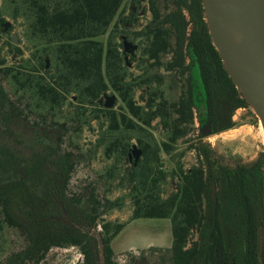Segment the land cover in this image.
I'll return each instance as SVG.
<instances>
[{"label": "trees", "instance_id": "trees-1", "mask_svg": "<svg viewBox=\"0 0 264 264\" xmlns=\"http://www.w3.org/2000/svg\"><path fill=\"white\" fill-rule=\"evenodd\" d=\"M148 3L151 21L131 33L140 41L144 66L133 77L118 41L126 33L116 21L125 0H11L14 19L25 20L31 49L24 58L15 47L20 61L10 65L0 47V240L7 244L5 236L15 234L21 241L7 264H41L53 249L70 247L84 256L78 264H100L93 234L102 236L106 264H116L112 242L126 223L104 217L127 200L130 221L172 223L173 246L143 250L141 264L147 254L158 257L157 264H262L264 154L251 164L227 166L200 133L204 123L212 126L211 135L233 129L234 112L249 106L213 46L202 0ZM161 70L180 80L178 101L166 98ZM140 89L141 103L135 97ZM109 91L119 95V111L100 106ZM94 121L100 130L96 148L115 162L99 175L104 189L90 182L72 192L82 153L66 139L86 127L94 130ZM155 122L165 141H157ZM197 130L201 140L188 148L198 164L186 169V152L177 155V146ZM132 139L143 157L123 171ZM117 180L126 193L111 200ZM174 181L175 190L166 195L165 186ZM0 251L6 248L0 245Z\"/></svg>", "mask_w": 264, "mask_h": 264}, {"label": "rangeland", "instance_id": "rangeland-1", "mask_svg": "<svg viewBox=\"0 0 264 264\" xmlns=\"http://www.w3.org/2000/svg\"><path fill=\"white\" fill-rule=\"evenodd\" d=\"M15 7V4H11V0H0V18L4 23L10 22L12 25L7 33H0V47L3 48V53L8 56V63L10 65L20 61V56H16L15 54V47H19L24 51V58H29L31 49L30 44L24 36L26 29L25 20L21 18V15H18V19H14L13 14ZM124 8L125 13L120 14L116 18V21H120V30L128 32V34H119L118 41L122 42V37H127L130 42L139 47L136 51V58L134 60L128 59L130 65V67H128L129 73L133 77H137L142 74L144 68L141 64L143 59L142 49L140 47V41L133 39L134 37L131 39L128 36L132 35H129V33L138 32L143 29L151 21L152 15L149 11L148 0H125ZM132 8L135 9L137 13L145 12V15L139 17L137 20L138 23L130 26L128 31H126L124 25L126 21L129 20V15L133 10ZM13 34L17 35L18 44H14L12 39ZM171 56L172 55H167V59H170ZM51 63L52 59L49 58L50 66ZM159 72L165 79L163 90L166 98L170 103L178 101L181 96L180 80L175 78L174 74L167 73L163 70ZM108 93L109 95L117 96V104L114 109L119 111L122 105L119 95L113 91H109ZM142 96H145V93L140 89L136 92L135 96L139 103L143 101L141 99ZM73 102L76 103V100H73ZM232 121L236 124L233 129L217 135L210 134V136L202 140L203 143L211 147L214 156L224 165L235 167L240 163H254L264 154V134L259 120L250 109L241 108L234 112ZM157 123L158 122L154 123L155 137L158 142L165 141V133ZM98 126L99 124L94 121L92 122L94 130L86 127L81 133L70 135V139H66V145H68L70 141L73 144H78L82 153L80 164L77 165L76 171L72 176L70 186L72 192L79 191V189L86 187L90 182H97L99 189L105 188V184L103 180L99 179V175L105 173V171L114 164L115 159H107L104 156L103 148H96L100 137ZM200 140L199 131L197 130L178 143L176 154L179 155L184 151L186 152L183 159L186 169H190L198 164V156L195 150H189L188 147L191 144H196ZM135 144L138 145L137 139H132L130 143L131 147ZM177 157L175 160H177ZM169 165L170 164H166L167 167ZM131 167L132 163H130L128 159L127 161L125 160L122 167L123 171L130 170ZM122 177H124V175H122ZM117 185H119V180L113 181V187H111V189L114 190L107 195L111 200H115L126 193V191L119 190ZM175 188L176 181L166 185V195L172 193ZM121 189H124V187ZM132 211V204L127 200L122 210L113 211L104 217L107 221L126 223V227L112 242L116 264H141L139 259L141 258L140 255L143 250L152 247L171 248L173 246V228L170 220L139 219L130 221ZM99 231H101L100 227ZM5 238L8 241L7 244H3L5 241L3 238L0 240V245L6 248V251H0V264H7L6 260L9 253L12 249H17L21 243L15 234H7ZM81 254V251L76 247L65 249L55 248L41 264H78L83 259ZM142 261V264L159 263L158 257L152 256V254H147Z\"/></svg>", "mask_w": 264, "mask_h": 264}, {"label": "water", "instance_id": "water-1", "mask_svg": "<svg viewBox=\"0 0 264 264\" xmlns=\"http://www.w3.org/2000/svg\"><path fill=\"white\" fill-rule=\"evenodd\" d=\"M204 19L208 26L213 46L223 62L229 78L238 89L249 109L259 120L264 134V0H202ZM4 33L11 28L10 22L3 25ZM14 44H18L16 34L12 35ZM123 53L127 65L129 56H134L138 49L123 37ZM49 68V59H47ZM104 101H106L104 103ZM117 96L106 93L99 104L106 109H114ZM205 126L204 137L211 132ZM206 128V129H205ZM143 156L138 145L131 147L129 158L135 166ZM98 240L100 264H106L105 245L101 234H93ZM264 264V260H261Z\"/></svg>", "mask_w": 264, "mask_h": 264}, {"label": "flooded vegetation", "instance_id": "flooded-vegetation-1", "mask_svg": "<svg viewBox=\"0 0 264 264\" xmlns=\"http://www.w3.org/2000/svg\"><path fill=\"white\" fill-rule=\"evenodd\" d=\"M133 9V8H132ZM145 15V12H136V10L135 9H133L132 11H131V13H130V15H129V20H128V18H127V20L128 21H126V31H128V29H129V27L130 26H132V25H134V24H137L138 23V19H139V17H143ZM205 20V19H204ZM4 24V21L0 18V26L1 27H3L2 25ZM127 34H128V32H126ZM131 33H129V35H130ZM129 38H133V35H130V36H128ZM123 38V37H122ZM134 39V38H133ZM122 44H123V41L121 42ZM139 48V47H138ZM138 50V49H137ZM123 51H124V46H123V49H122V53H123ZM136 52H135V55L134 56H129V59H132V60H134L136 57ZM123 57H124V60L126 61V55L123 53ZM127 63V62H126ZM129 67V66H128ZM106 94V93H105ZM106 101H104V103H105ZM104 103H103V105H100L102 108H105L104 107ZM116 104H117V101H116ZM106 109V108H105ZM207 125H209V127L207 128V130H209L210 132H212V126L210 125V124H208V123H204V125L202 126V128H201V130H200V133H202L203 132V129H204V127L205 126H207ZM200 126V121L198 120V119H196V127L198 128ZM206 129V128H205ZM139 146V145H138ZM140 148V147H139ZM130 150H131V148H130ZM129 153H130V151H129ZM129 153H128V161L130 162V163H132V166L134 165L135 166V164H134V159L133 160H131L130 158H129ZM143 157V156H142ZM136 167V166H135ZM132 168V167H131ZM127 171H129V170H127ZM82 255V260L80 261V262H83L84 261V256H83V254H81ZM261 260H262V258H260V262H261Z\"/></svg>", "mask_w": 264, "mask_h": 264}]
</instances>
